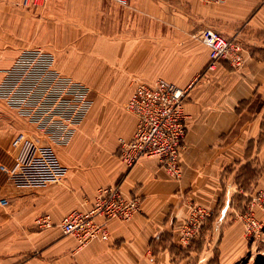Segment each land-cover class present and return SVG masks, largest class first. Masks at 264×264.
Returning <instances> with one entry per match:
<instances>
[{"label":"crops","instance_id":"crops-1","mask_svg":"<svg viewBox=\"0 0 264 264\" xmlns=\"http://www.w3.org/2000/svg\"><path fill=\"white\" fill-rule=\"evenodd\" d=\"M21 1L0 0V80L22 49L42 47L54 52L60 71L90 87L92 105L70 142L56 148L67 168L62 183L20 189L0 170V196L9 200L0 209V264L240 261L248 241L238 215L264 187V0H47L37 10ZM207 27L244 45L242 68L219 61L206 69L208 48L195 34ZM132 79H164L186 89L178 179L155 157L132 166L119 158L118 137L130 138L136 125L125 107ZM28 127L0 102V163H11V139ZM93 131L100 144L91 150L99 157L85 167L76 154ZM248 166L254 176L241 189L238 171ZM114 183L140 199V211L129 220L111 219L107 239L78 246L60 220L89 207L96 189ZM192 204L210 215L199 235L183 243L180 227ZM40 213L51 215L50 227L33 224Z\"/></svg>","mask_w":264,"mask_h":264},{"label":"built area","instance_id":"built-area-1","mask_svg":"<svg viewBox=\"0 0 264 264\" xmlns=\"http://www.w3.org/2000/svg\"><path fill=\"white\" fill-rule=\"evenodd\" d=\"M127 5L129 0H114ZM220 3L224 0H202ZM34 10L45 6L47 0H22ZM195 36L208 48L206 69H214L219 61L235 69L242 68L247 54L244 45L221 35L212 28H202ZM90 87L55 65V55L42 47L22 49L13 63L4 70L0 80V101L28 123L36 134L19 133L10 142L12 160L0 163V170L20 189L35 190L48 184H60L67 168L58 160L56 148L70 142L92 105ZM186 89L173 82L157 79L153 83L134 82L125 104L136 117L130 138L118 137L119 158L132 166L141 157H155L159 165L176 179L181 176L180 156L187 129L184 112ZM45 140V142L42 141ZM9 200L0 196V209ZM140 199L122 190L118 183L96 189L89 207L67 213L60 220L63 233L71 234L78 246L92 239L108 238L111 219L129 220L140 211ZM256 210L264 215V187L249 195V202L239 213L245 235L255 236L263 227ZM206 208L192 204L180 227L179 239L188 243L199 235L209 217ZM49 213L33 218L37 228L52 225Z\"/></svg>","mask_w":264,"mask_h":264},{"label":"rangeland","instance_id":"rangeland-1","mask_svg":"<svg viewBox=\"0 0 264 264\" xmlns=\"http://www.w3.org/2000/svg\"><path fill=\"white\" fill-rule=\"evenodd\" d=\"M21 5H23L22 2H21ZM23 6L24 7H27L25 5H23ZM27 8H31V7H27ZM31 9L34 10L33 8H31ZM138 80H142V79H132L133 86H134V82H136ZM262 101H264V99ZM263 130H264V120H263ZM27 132L36 134V131L32 127L31 128L28 127L26 129L23 128V130L18 131V133L14 134V136L17 135V134H19V133L26 134ZM83 140H84L83 141L84 142L83 143V146L79 150L78 154H76V157H78V158L79 157H83L82 159L84 160V163H85L84 166L85 167H90V166H93L95 164L94 158L99 157V154L97 153V151L91 150V148H92L93 145H94V148H96L97 145L100 144V138H99V141H98V136L95 133V131H93L90 134H88L87 136H85V139H83ZM107 153H108V156L110 154H113L111 151H108V150L106 151V154ZM89 159H92V160L89 161V162H87V160H89ZM249 169H250V166H248L246 169L241 168L238 171V178L237 179L240 182V183H238L239 184L238 186L241 189H248L250 187V179H252L254 175H253L252 172H250ZM263 216L264 215H261V218L260 219L262 220L263 227H264V218L262 219ZM263 227L260 229V231L257 233V235H255V236H248L247 237V241H248L247 242L248 243L247 244L248 245L247 249H248V251L243 256L246 259V263L245 264H251L252 259L255 256V254H257V253H260V254L261 253H264V229H263ZM216 264H218V263H216Z\"/></svg>","mask_w":264,"mask_h":264},{"label":"trees","instance_id":"trees-1","mask_svg":"<svg viewBox=\"0 0 264 264\" xmlns=\"http://www.w3.org/2000/svg\"><path fill=\"white\" fill-rule=\"evenodd\" d=\"M249 170H250V172L253 173V169L252 168H250ZM237 177H238V175H237ZM237 182L240 183L238 181V179H237ZM263 229H264V227H263ZM245 263H246V259H245V257H243L240 261H238L235 264H245ZM251 264H264V255H262L260 253L255 254V256L252 259Z\"/></svg>","mask_w":264,"mask_h":264}]
</instances>
